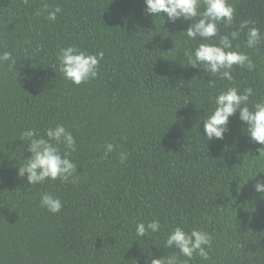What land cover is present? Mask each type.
Masks as SVG:
<instances>
[{
	"label": "trees",
	"instance_id": "trees-1",
	"mask_svg": "<svg viewBox=\"0 0 264 264\" xmlns=\"http://www.w3.org/2000/svg\"><path fill=\"white\" fill-rule=\"evenodd\" d=\"M45 3L62 9L54 22ZM232 3L234 24L220 33L249 20L264 35V0ZM190 24L164 23L144 0H0V53H11L0 64V264H146L176 251L164 241L177 225L213 238L209 258L190 264H264V195L253 189L264 173L252 175L264 171L261 145L239 113L222 140L207 141L203 121L233 84L253 89L250 103L264 98V42L246 48L241 33L234 45L256 67L219 80L187 65L194 44L180 32ZM69 45L103 53L95 79L75 85L59 72ZM56 124L76 139V182L29 185L18 176L31 155L20 133ZM45 191L62 200L59 213L40 206ZM155 219L160 232L136 236L138 222Z\"/></svg>",
	"mask_w": 264,
	"mask_h": 264
},
{
	"label": "clouds",
	"instance_id": "clouds-1",
	"mask_svg": "<svg viewBox=\"0 0 264 264\" xmlns=\"http://www.w3.org/2000/svg\"><path fill=\"white\" fill-rule=\"evenodd\" d=\"M144 3L146 12L155 18H162L164 23L166 19L172 22L179 19L191 21L189 27L180 32L194 44V47L184 51L187 65L203 68L210 77L227 81L234 80V66L246 68L248 71L255 69L256 65L250 56L241 50L239 44L234 45L240 39L241 33L246 36V48L255 49L264 42V35L254 26L255 22L244 20L230 32L220 33L221 24H234L236 9L232 0H144ZM42 10L46 13V18L53 22L62 12L61 7H51L47 3L43 4ZM102 58L103 53L90 54L75 45L61 47L57 53L58 70L66 80L80 85L97 77ZM10 59V52L0 53V64ZM215 86L216 80L209 79V87ZM252 95V88L241 91L233 84L210 98L214 108L207 111L203 119L206 133L204 137L207 141L224 139L225 133L230 131V117L239 113V119L246 124V133L251 141L261 145L257 157H264V98L250 103ZM19 138L28 145L27 150L31 155L19 164L18 176H26L29 185L43 184L46 180L76 182L74 174L77 165L71 156L77 151V144L73 133L65 125L48 127L43 134L35 127L29 128L23 130ZM104 148V155L107 156L114 151L115 146L107 143ZM127 158V153H120V163H125ZM259 173L264 171L252 175L256 178ZM253 189L264 195V180L256 179ZM40 206L55 214L61 211L63 203L59 196L45 191L41 194ZM161 227L158 219L140 221L135 226V234L144 238L149 233L160 232ZM212 239L211 234L203 229L192 228L187 231L177 225L169 230L164 241L165 248L176 251L160 257L150 254L146 264H190L196 256L207 260Z\"/></svg>",
	"mask_w": 264,
	"mask_h": 264
}]
</instances>
